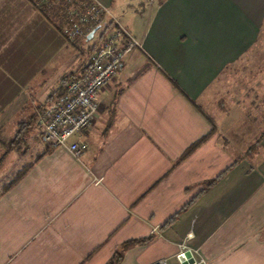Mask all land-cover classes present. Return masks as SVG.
Segmentation results:
<instances>
[{
	"label": "crops",
	"instance_id": "0c3cea01",
	"mask_svg": "<svg viewBox=\"0 0 264 264\" xmlns=\"http://www.w3.org/2000/svg\"><path fill=\"white\" fill-rule=\"evenodd\" d=\"M95 1L136 46L98 91L79 157L44 143L35 123L6 155L31 165L0 190V264H104L148 236L117 264H181L185 250L207 264H264V0ZM84 64L29 0H0L2 134ZM256 140L262 155L245 153Z\"/></svg>",
	"mask_w": 264,
	"mask_h": 264
},
{
	"label": "built area",
	"instance_id": "2783aa9c",
	"mask_svg": "<svg viewBox=\"0 0 264 264\" xmlns=\"http://www.w3.org/2000/svg\"><path fill=\"white\" fill-rule=\"evenodd\" d=\"M29 2L34 8L55 7L63 15L59 32L67 42L86 44L91 41L86 44L88 53L81 71L67 80L60 94L34 113V123L44 143L62 147L73 157H79L87 145L77 136L94 121L99 108L97 93L116 75L121 60L136 46V41L118 20L109 17L108 9L95 0ZM92 29L91 37L86 39ZM96 31L98 35L94 38ZM190 254L191 262L187 264H207L203 258ZM152 264L166 263L157 260Z\"/></svg>",
	"mask_w": 264,
	"mask_h": 264
},
{
	"label": "trees",
	"instance_id": "16d2710c",
	"mask_svg": "<svg viewBox=\"0 0 264 264\" xmlns=\"http://www.w3.org/2000/svg\"><path fill=\"white\" fill-rule=\"evenodd\" d=\"M36 9L43 13L45 17L55 26V28L60 31V26L64 20L63 15L57 11L55 7L52 6H40L36 7ZM81 53H85L87 57L88 48H80L78 49ZM76 73L71 72L69 74H63L59 79V86L56 90V94H60L63 89L64 85L67 82L68 79L74 77ZM34 123V115L28 116V117H20L15 122V130L12 134V136L7 137L2 134L0 131V166L5 159L6 155L12 151V150H18L22 147V143L24 142V138L29 131V129L32 128V125ZM213 129L211 128L206 134L199 137L197 140L192 142L189 146H187L183 152L180 154V156L176 159L175 162H178L182 158H184L186 155H188L197 145H199L201 142H203L211 133ZM264 134V130H262L259 134V137ZM258 141L256 140L254 144H251L245 153H248L255 149L258 146ZM40 155H38L36 158H38ZM239 157H235L231 164H229L227 167H225L222 171L217 173L214 177L211 179L205 180L202 182V188L197 192V194L203 192L208 187H210L213 183H215L232 165H234L238 161ZM31 163H25L21 165L17 170H15L11 176L10 179L6 182L3 189H1L2 192L8 190L11 188L15 183H17L26 173L28 168L30 167ZM196 196H193L189 201L184 203L173 215H171L165 223L170 222L172 219L176 217V215L184 210L195 198ZM150 238V236L146 238H140V239H130L122 242L112 253V255L109 257V259L104 264H117L119 260L122 257L123 252L130 246L135 244H141L147 242V240Z\"/></svg>",
	"mask_w": 264,
	"mask_h": 264
},
{
	"label": "rangeland",
	"instance_id": "374dc122",
	"mask_svg": "<svg viewBox=\"0 0 264 264\" xmlns=\"http://www.w3.org/2000/svg\"><path fill=\"white\" fill-rule=\"evenodd\" d=\"M98 35V31L95 32L94 38ZM91 41L86 42L89 45ZM86 44L84 43H70L71 51L75 54L77 63L80 66L86 62V54L83 52L81 53L78 49L85 48ZM75 64V61H74ZM34 129V126L32 127ZM35 133V130H32ZM255 151L257 156H261L262 153L260 150H252ZM23 164V162H22ZM20 167V164L16 163L14 159H5L0 167V190L3 189L6 182L10 179L11 174ZM264 233V230H263Z\"/></svg>",
	"mask_w": 264,
	"mask_h": 264
},
{
	"label": "water",
	"instance_id": "95a60500",
	"mask_svg": "<svg viewBox=\"0 0 264 264\" xmlns=\"http://www.w3.org/2000/svg\"><path fill=\"white\" fill-rule=\"evenodd\" d=\"M94 31V29H92L86 36V39H89L92 35V32ZM191 254L189 250H185L183 252H181L177 259L180 261L181 264H187L191 262Z\"/></svg>",
	"mask_w": 264,
	"mask_h": 264
}]
</instances>
